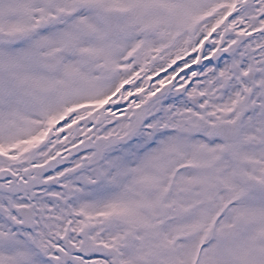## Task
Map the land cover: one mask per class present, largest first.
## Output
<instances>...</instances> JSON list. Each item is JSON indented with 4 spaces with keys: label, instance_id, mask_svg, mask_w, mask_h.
Wrapping results in <instances>:
<instances>
[{
    "label": "snow or ice",
    "instance_id": "obj_1",
    "mask_svg": "<svg viewBox=\"0 0 264 264\" xmlns=\"http://www.w3.org/2000/svg\"><path fill=\"white\" fill-rule=\"evenodd\" d=\"M0 264H264V0H0Z\"/></svg>",
    "mask_w": 264,
    "mask_h": 264
}]
</instances>
